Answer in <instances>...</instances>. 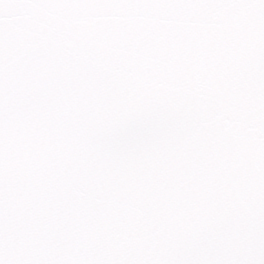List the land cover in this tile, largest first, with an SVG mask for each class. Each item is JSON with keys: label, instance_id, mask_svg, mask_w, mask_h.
Wrapping results in <instances>:
<instances>
[{"label": "water", "instance_id": "95a60500", "mask_svg": "<svg viewBox=\"0 0 264 264\" xmlns=\"http://www.w3.org/2000/svg\"><path fill=\"white\" fill-rule=\"evenodd\" d=\"M0 264H264V0H0Z\"/></svg>", "mask_w": 264, "mask_h": 264}]
</instances>
